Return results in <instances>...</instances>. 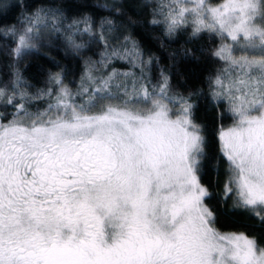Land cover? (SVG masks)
<instances>
[{
	"label": "snow or ice",
	"instance_id": "1",
	"mask_svg": "<svg viewBox=\"0 0 264 264\" xmlns=\"http://www.w3.org/2000/svg\"><path fill=\"white\" fill-rule=\"evenodd\" d=\"M23 7L17 23L0 15V39L14 44L9 79L0 80V264H264V243L219 231L205 202L193 93L173 92L163 70L153 84L155 57L130 34L114 35V20L83 14L65 25L59 8ZM153 16L165 36L191 27L193 38L221 41L209 88L233 120L218 137L223 195L264 224V0H157ZM46 33L63 34L77 52L103 46L75 89L60 71L30 91L17 67ZM114 62L128 67L109 72Z\"/></svg>",
	"mask_w": 264,
	"mask_h": 264
},
{
	"label": "trees",
	"instance_id": "2",
	"mask_svg": "<svg viewBox=\"0 0 264 264\" xmlns=\"http://www.w3.org/2000/svg\"><path fill=\"white\" fill-rule=\"evenodd\" d=\"M156 2L157 0H0V6H7L0 7V15L8 12L5 23H17L20 13L25 11L23 6L28 4L31 7L26 10L27 13L40 6L61 9L63 15L67 17L64 21L65 25L83 14L92 16L97 24L104 17L114 20L118 28V32L114 35L122 38L123 35L130 34L139 42L145 58L149 55L155 57L149 70L153 84L159 80L160 72L163 70L169 77L173 92L184 95L193 93L190 101L196 106L193 110V119L201 126L205 138V157L201 160L203 172L201 182L212 193L205 202L216 215V228L220 231H240L249 236L255 235L264 243V224L249 211L234 209L232 195L227 198L223 195L228 164L220 152L218 137L220 127L233 120L231 114L226 111L225 103L212 100L209 88L210 77L222 67L221 62L212 56V52L221 41L207 32L193 38L190 35L191 27L182 28L171 37L165 36L163 23H151L154 18L163 19L160 16H153ZM15 3H19L21 7L10 10V6ZM105 4H114L120 8V11L116 12L115 7L111 10L101 7ZM79 27L83 28L84 25L81 24ZM88 39L87 36H78L77 42ZM12 47L14 44L9 40L0 39V80L3 81L9 79L8 65L12 57L8 52ZM102 50L103 46L100 43L90 42L77 52L66 44L63 34L46 33L44 41L38 45V50L20 58L17 67L24 79L33 86L30 91L46 87L49 72L60 71L64 74V83L75 89L76 82L80 80L85 70V61L88 58L98 60V54ZM113 67L124 70L128 65L124 62H114L108 71L110 72ZM33 107L42 108L44 103H38ZM7 110L11 111V109Z\"/></svg>",
	"mask_w": 264,
	"mask_h": 264
},
{
	"label": "rangeland",
	"instance_id": "3",
	"mask_svg": "<svg viewBox=\"0 0 264 264\" xmlns=\"http://www.w3.org/2000/svg\"><path fill=\"white\" fill-rule=\"evenodd\" d=\"M220 2V0H218V1H216V2H209L208 1V3L209 4H211V5H215V4H217V3H219ZM233 122H230V123H228V124H224V125H222L221 127H220V129L223 127V128H228L229 126H231V124H232ZM220 131V130H219ZM220 231V230H219ZM221 232H240V231H231V230H225V231H221Z\"/></svg>",
	"mask_w": 264,
	"mask_h": 264
}]
</instances>
